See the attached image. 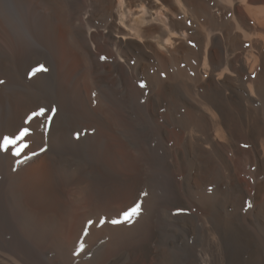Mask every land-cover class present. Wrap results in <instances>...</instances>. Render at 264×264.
I'll return each instance as SVG.
<instances>
[{
  "label": "bare ground",
  "instance_id": "6f19581e",
  "mask_svg": "<svg viewBox=\"0 0 264 264\" xmlns=\"http://www.w3.org/2000/svg\"><path fill=\"white\" fill-rule=\"evenodd\" d=\"M44 48L52 74L35 77ZM0 81V139L30 129L19 157L0 152V230L18 247L70 262L103 241L87 264H119L148 235L125 264H161L156 219L185 204L220 264H264V0H0Z\"/></svg>",
  "mask_w": 264,
  "mask_h": 264
},
{
  "label": "rangeland",
  "instance_id": "374dc122",
  "mask_svg": "<svg viewBox=\"0 0 264 264\" xmlns=\"http://www.w3.org/2000/svg\"><path fill=\"white\" fill-rule=\"evenodd\" d=\"M83 1H80L78 8L80 10ZM78 22V24H76ZM75 27L79 31L85 29V15L81 12L75 21ZM48 49L36 50L34 53L35 64L29 69H39L43 66L47 71H38L35 77H49L52 74V64L50 61ZM28 69V70H29ZM27 70V71H28ZM27 73V72H26ZM5 84L12 86L16 80L15 73L10 71L6 75ZM120 85V84H119ZM147 86H143L146 88ZM54 102L44 106L47 117L50 118L55 111ZM135 129L136 136L149 137L152 135V126L144 118L138 122ZM51 143L46 142V149L50 150ZM161 176H153L152 188L146 184L149 193L154 192V198L157 203L166 202L169 194L161 182ZM169 215L156 219L157 228L154 229L156 235L151 239V247L154 248V257L160 253L164 261L161 264H201L207 260H213V264H220L221 255L219 247H213L212 241L204 234L200 227L189 228L181 216L187 213L186 206L183 204L177 209H169ZM166 219V220H165ZM7 227V226H5ZM15 232L0 230V264H87L93 263L104 251V242L99 241L94 245L78 247L75 251L70 252V262H66L60 253V249H47L46 247H18L15 240ZM143 240L149 241L148 235L134 236L126 241L115 251L118 254L117 261L119 264H125L128 258V247L131 244H140ZM150 242V241H149ZM67 256V255H66Z\"/></svg>",
  "mask_w": 264,
  "mask_h": 264
},
{
  "label": "snow or ice",
  "instance_id": "6c2138e0",
  "mask_svg": "<svg viewBox=\"0 0 264 264\" xmlns=\"http://www.w3.org/2000/svg\"><path fill=\"white\" fill-rule=\"evenodd\" d=\"M101 59H105L102 57ZM38 71H47L43 66H41L39 69L33 70V75H35ZM2 83V81H0ZM144 85H141L143 87ZM45 110L42 108L39 112H33L32 115L28 118V121H31L33 118L37 116H44ZM30 134L29 128H22L19 133L15 136H4L2 139H0V152L7 153L11 149V155L15 157H19L21 153L24 152V150L28 147V144L25 142L24 138ZM140 205L137 204L135 207L129 209L128 211L123 213V216L128 222H131V218L135 215L139 214ZM113 224L120 223L119 220H112Z\"/></svg>",
  "mask_w": 264,
  "mask_h": 264
}]
</instances>
